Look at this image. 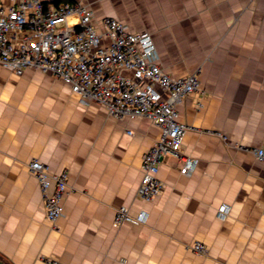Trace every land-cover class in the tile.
I'll return each mask as SVG.
<instances>
[{"label":"crops","instance_id":"crops-1","mask_svg":"<svg viewBox=\"0 0 264 264\" xmlns=\"http://www.w3.org/2000/svg\"><path fill=\"white\" fill-rule=\"evenodd\" d=\"M55 1L46 7L82 2L97 21L151 34L173 78L198 74L203 109L177 106L192 128L180 153L196 165L183 175V163L166 156L162 192L143 202V156L160 135L152 119L114 120L50 73L0 65V263L264 264V163L251 152L264 148V0ZM33 159L69 176L55 227ZM122 206L147 212V222L115 227Z\"/></svg>","mask_w":264,"mask_h":264},{"label":"built area","instance_id":"built-area-1","mask_svg":"<svg viewBox=\"0 0 264 264\" xmlns=\"http://www.w3.org/2000/svg\"><path fill=\"white\" fill-rule=\"evenodd\" d=\"M71 17L78 19L77 24L69 23ZM0 65L17 75L27 69L50 73L70 85L82 102L100 105L114 120L152 119L160 135L143 156L137 191L143 202L161 194L158 175L166 156L183 163L181 174L189 176L194 170L196 163L180 153L192 128L180 121L177 106L192 100L201 110L206 94L196 72L177 79L164 71L151 34L131 31L114 18L97 21L82 2L49 9L46 0H0ZM251 152L264 163V148ZM27 166L41 189L45 219L55 227L64 216L68 173L53 172L37 159ZM229 211L222 206L218 217L225 219ZM147 220V212L133 213L122 206L116 211L114 226L141 225ZM193 250L205 253L200 242ZM44 262L61 264L54 259Z\"/></svg>","mask_w":264,"mask_h":264},{"label":"trees","instance_id":"trees-1","mask_svg":"<svg viewBox=\"0 0 264 264\" xmlns=\"http://www.w3.org/2000/svg\"><path fill=\"white\" fill-rule=\"evenodd\" d=\"M59 2H61V0H56V1H55V3H59Z\"/></svg>","mask_w":264,"mask_h":264},{"label":"water","instance_id":"water-1","mask_svg":"<svg viewBox=\"0 0 264 264\" xmlns=\"http://www.w3.org/2000/svg\"><path fill=\"white\" fill-rule=\"evenodd\" d=\"M1 264V263H0Z\"/></svg>","mask_w":264,"mask_h":264}]
</instances>
